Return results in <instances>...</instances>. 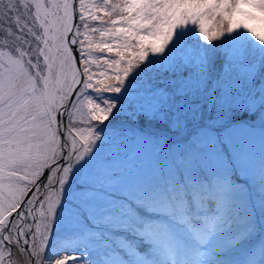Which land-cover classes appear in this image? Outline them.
<instances>
[{
  "label": "snow or ice",
  "instance_id": "6c2138e0",
  "mask_svg": "<svg viewBox=\"0 0 264 264\" xmlns=\"http://www.w3.org/2000/svg\"><path fill=\"white\" fill-rule=\"evenodd\" d=\"M0 264H264V0H0Z\"/></svg>",
  "mask_w": 264,
  "mask_h": 264
},
{
  "label": "rangeland",
  "instance_id": "374dc122",
  "mask_svg": "<svg viewBox=\"0 0 264 264\" xmlns=\"http://www.w3.org/2000/svg\"><path fill=\"white\" fill-rule=\"evenodd\" d=\"M105 19H107V18H105ZM219 20V18H217V21ZM94 23H96V22H94ZM99 26V25H98ZM190 27H195V26H191L190 25ZM197 35H198V32L196 33ZM95 35V37H96V39H99V35H98V33L97 34H94ZM202 43H204L203 41H201ZM94 55H102V54H100V53H94ZM114 58V57H113ZM120 120H122V121H126V122H131L130 121V118L129 117H127V116H122V117H120L119 118Z\"/></svg>",
  "mask_w": 264,
  "mask_h": 264
}]
</instances>
